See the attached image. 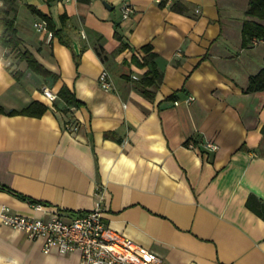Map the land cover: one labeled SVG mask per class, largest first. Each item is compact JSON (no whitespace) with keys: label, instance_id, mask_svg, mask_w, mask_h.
<instances>
[{"label":"crops","instance_id":"obj_1","mask_svg":"<svg viewBox=\"0 0 264 264\" xmlns=\"http://www.w3.org/2000/svg\"><path fill=\"white\" fill-rule=\"evenodd\" d=\"M248 1L6 6L21 44H0V209L69 218L100 199L105 222L156 252L161 264H264V90L244 91L264 67V40L242 45L243 22L264 25V18L245 13ZM125 2L134 10L124 18ZM177 2L183 11L172 9ZM32 8L58 34L38 30L34 22L46 21ZM145 44L163 73L153 98L134 84L146 70L133 59ZM24 49L40 69L21 57ZM103 68L109 89L98 81ZM62 86L78 105L58 95ZM33 102L46 109L9 113ZM208 141L218 149H207ZM35 201L43 208L34 209ZM78 260L77 251L45 252L42 240L0 221V264Z\"/></svg>","mask_w":264,"mask_h":264},{"label":"built area","instance_id":"obj_2","mask_svg":"<svg viewBox=\"0 0 264 264\" xmlns=\"http://www.w3.org/2000/svg\"><path fill=\"white\" fill-rule=\"evenodd\" d=\"M133 10L132 4L123 3L122 17H128ZM34 26L38 30H45L49 37L52 35L44 21L34 22ZM98 81L105 89L111 87L110 75L106 68L100 71ZM43 93L50 100L56 97V94L46 87L43 88ZM191 98L189 96L187 100ZM66 127L72 131L77 129V125L72 122L67 123ZM205 146L212 151L218 149V145L212 141L206 142ZM32 207L40 210L43 204L35 201L32 202ZM0 221L11 228L24 231L31 238L42 240V249L45 252L53 247L60 254L77 251L78 264H161V257L156 252L126 237L105 222L100 199L92 209L69 218L60 216L57 211L49 217H41L11 212L3 206L0 209Z\"/></svg>","mask_w":264,"mask_h":264},{"label":"trees","instance_id":"obj_3","mask_svg":"<svg viewBox=\"0 0 264 264\" xmlns=\"http://www.w3.org/2000/svg\"><path fill=\"white\" fill-rule=\"evenodd\" d=\"M0 1L2 2L0 5V44L9 48V50L17 49L21 44V39L16 33L14 17L10 16V11L6 8V6L13 5L16 0ZM172 9L183 11L184 7L180 2H177L172 5ZM32 10L42 16V18L46 21L47 28L51 30L52 34H58V31L55 29L54 22L51 20V18L46 16V14L40 13L35 8H32ZM245 13L249 16L264 18V0H249ZM253 38L264 40V25L254 20L247 19L243 22L242 26V45H247ZM141 49L144 52V55L141 57V59H133L138 65L145 66L146 70L141 77L134 80V84L136 88L145 96L153 98L156 89L162 82L163 73L157 67L155 60L156 53L152 50V46L150 44H145L141 47ZM75 56L78 59V55L75 54ZM21 57L27 61L28 65L33 66L36 69H40V64L37 63L35 58L27 49L22 50ZM259 90H264V67H262L257 73L249 76L247 86L244 89L246 92ZM58 95L69 105H78L80 103L75 98L74 93L66 86L61 87ZM174 97V93L170 95V98ZM45 109L46 106L43 104L33 102L31 105L19 112L11 110L9 113L41 114ZM1 110L2 108L0 107V111ZM20 197L28 199V197L23 195H20ZM250 198L251 195L247 199V205L252 207ZM253 209L256 212H259L257 208L254 207Z\"/></svg>","mask_w":264,"mask_h":264},{"label":"water","instance_id":"obj_4","mask_svg":"<svg viewBox=\"0 0 264 264\" xmlns=\"http://www.w3.org/2000/svg\"><path fill=\"white\" fill-rule=\"evenodd\" d=\"M74 49H75L76 52H78L76 44H74Z\"/></svg>","mask_w":264,"mask_h":264}]
</instances>
